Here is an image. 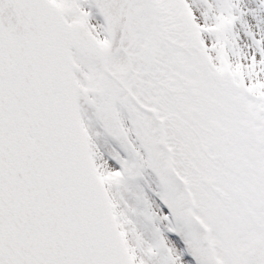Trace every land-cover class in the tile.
<instances>
[{
    "label": "snow or ice",
    "instance_id": "obj_1",
    "mask_svg": "<svg viewBox=\"0 0 264 264\" xmlns=\"http://www.w3.org/2000/svg\"><path fill=\"white\" fill-rule=\"evenodd\" d=\"M0 264H264V0H0Z\"/></svg>",
    "mask_w": 264,
    "mask_h": 264
}]
</instances>
